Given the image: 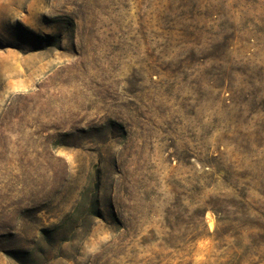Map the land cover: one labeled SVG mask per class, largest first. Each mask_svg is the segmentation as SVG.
Segmentation results:
<instances>
[{
    "label": "rangeland",
    "instance_id": "obj_1",
    "mask_svg": "<svg viewBox=\"0 0 264 264\" xmlns=\"http://www.w3.org/2000/svg\"><path fill=\"white\" fill-rule=\"evenodd\" d=\"M0 264H264V0H0Z\"/></svg>",
    "mask_w": 264,
    "mask_h": 264
}]
</instances>
